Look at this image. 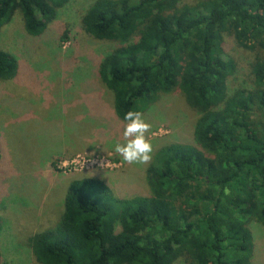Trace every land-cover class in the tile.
I'll use <instances>...</instances> for the list:
<instances>
[{
  "label": "trees",
  "instance_id": "obj_1",
  "mask_svg": "<svg viewBox=\"0 0 264 264\" xmlns=\"http://www.w3.org/2000/svg\"><path fill=\"white\" fill-rule=\"evenodd\" d=\"M70 0H0V36L19 12L43 34ZM117 41L99 65L124 121L179 89L200 116L196 144L160 147L148 196L119 197L103 180L69 184L57 225L29 238L40 264H253L252 220L264 225V0H95L82 20ZM258 50L252 88L229 92L225 35ZM19 72L0 45V80ZM2 148L0 143V160ZM0 215V264L2 260Z\"/></svg>",
  "mask_w": 264,
  "mask_h": 264
},
{
  "label": "rangeland",
  "instance_id": "obj_2",
  "mask_svg": "<svg viewBox=\"0 0 264 264\" xmlns=\"http://www.w3.org/2000/svg\"><path fill=\"white\" fill-rule=\"evenodd\" d=\"M93 2L70 0L39 36L27 33L19 12L2 29L0 45L18 59L19 72L0 80L1 264H40L29 238L57 225L74 179L103 180L119 197L148 196L146 172L156 151L173 142L196 144L200 114L176 89L143 113L152 125L148 163L128 164L113 151L125 142L126 122L115 112L99 65L120 43L84 30L83 16ZM224 47L236 66L229 92L254 87L252 63L259 51L239 46L229 34ZM249 226L253 264H264V225L252 220Z\"/></svg>",
  "mask_w": 264,
  "mask_h": 264
},
{
  "label": "clouds",
  "instance_id": "obj_3",
  "mask_svg": "<svg viewBox=\"0 0 264 264\" xmlns=\"http://www.w3.org/2000/svg\"><path fill=\"white\" fill-rule=\"evenodd\" d=\"M126 122L123 131L124 143H115L113 151L128 164H146L151 159L152 144L147 138L152 125L144 119L143 113L129 110L124 114Z\"/></svg>",
  "mask_w": 264,
  "mask_h": 264
}]
</instances>
